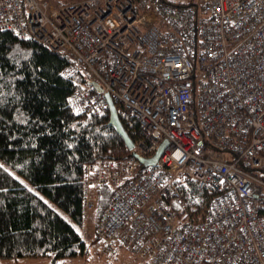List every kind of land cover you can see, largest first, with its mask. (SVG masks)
<instances>
[{
	"label": "built area",
	"instance_id": "1",
	"mask_svg": "<svg viewBox=\"0 0 264 264\" xmlns=\"http://www.w3.org/2000/svg\"><path fill=\"white\" fill-rule=\"evenodd\" d=\"M0 30L68 54L85 83L76 114L108 98L143 135L142 167L99 159L83 168L84 218L96 191L112 194L96 234L149 264H264V0H0ZM216 193L196 222L177 180Z\"/></svg>",
	"mask_w": 264,
	"mask_h": 264
},
{
	"label": "trees",
	"instance_id": "2",
	"mask_svg": "<svg viewBox=\"0 0 264 264\" xmlns=\"http://www.w3.org/2000/svg\"><path fill=\"white\" fill-rule=\"evenodd\" d=\"M73 64L62 51L0 30V259L50 258V264H59L86 256L89 248L78 230L85 223L83 168L99 159L130 157L108 125V112L86 116L72 111L69 97L88 80L81 68L66 74ZM118 112L135 142L142 131L132 116ZM177 183L186 218L198 221L216 193L186 178ZM111 194L108 187L96 191L95 222Z\"/></svg>",
	"mask_w": 264,
	"mask_h": 264
},
{
	"label": "rangeland",
	"instance_id": "3",
	"mask_svg": "<svg viewBox=\"0 0 264 264\" xmlns=\"http://www.w3.org/2000/svg\"><path fill=\"white\" fill-rule=\"evenodd\" d=\"M56 1L57 0H52ZM64 3L78 2L81 0H61ZM175 4L185 3L189 5H200L202 0H171ZM65 217L66 215L56 208ZM88 218L85 219L84 226L78 228L80 234L88 245V254L82 258H65L59 261V264H149L148 261L140 260L131 255L123 247L116 243H106L100 240L96 235L97 222L91 216L89 211ZM50 258H19V259H0V264H50Z\"/></svg>",
	"mask_w": 264,
	"mask_h": 264
},
{
	"label": "water",
	"instance_id": "4",
	"mask_svg": "<svg viewBox=\"0 0 264 264\" xmlns=\"http://www.w3.org/2000/svg\"><path fill=\"white\" fill-rule=\"evenodd\" d=\"M87 83L93 86L96 91L101 92L103 90L102 86L96 81L87 80ZM106 96L108 98V125L113 127L116 133L123 139L127 150L130 151V156L138 159L141 162L143 168L149 165H155L158 162L164 147L167 145V141L164 140L151 157H144L138 154L135 150H133L135 147L134 141L130 138L124 126L122 125L116 105L110 99L108 94H106Z\"/></svg>",
	"mask_w": 264,
	"mask_h": 264
}]
</instances>
